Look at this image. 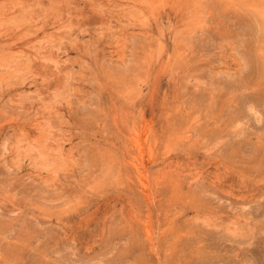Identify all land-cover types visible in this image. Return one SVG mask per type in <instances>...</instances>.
I'll list each match as a JSON object with an SVG mask.
<instances>
[{"label":"rangeland","instance_id":"rangeland-1","mask_svg":"<svg viewBox=\"0 0 264 264\" xmlns=\"http://www.w3.org/2000/svg\"><path fill=\"white\" fill-rule=\"evenodd\" d=\"M0 264H264V0H0Z\"/></svg>","mask_w":264,"mask_h":264},{"label":"bare ground","instance_id":"bare-ground-1","mask_svg":"<svg viewBox=\"0 0 264 264\" xmlns=\"http://www.w3.org/2000/svg\"><path fill=\"white\" fill-rule=\"evenodd\" d=\"M139 149V148H138ZM145 178V177H144Z\"/></svg>","mask_w":264,"mask_h":264}]
</instances>
